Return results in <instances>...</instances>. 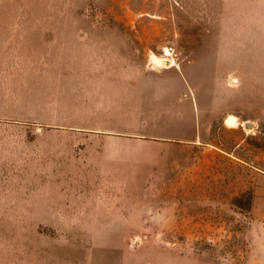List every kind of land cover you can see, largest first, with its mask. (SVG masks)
<instances>
[{"label": "rangeland", "instance_id": "374dc122", "mask_svg": "<svg viewBox=\"0 0 264 264\" xmlns=\"http://www.w3.org/2000/svg\"><path fill=\"white\" fill-rule=\"evenodd\" d=\"M132 247L264 264V0H0V264Z\"/></svg>", "mask_w": 264, "mask_h": 264}, {"label": "crops", "instance_id": "0c3cea01", "mask_svg": "<svg viewBox=\"0 0 264 264\" xmlns=\"http://www.w3.org/2000/svg\"><path fill=\"white\" fill-rule=\"evenodd\" d=\"M140 88H151L150 84L149 86L147 84H140ZM162 84L168 85V88H174L172 85V82L170 80H163ZM101 210H104L103 207L100 208ZM148 261V258H145V253L142 249L139 248H129L122 251L121 256L118 259H115L113 264H145Z\"/></svg>", "mask_w": 264, "mask_h": 264}, {"label": "built area", "instance_id": "2783aa9c", "mask_svg": "<svg viewBox=\"0 0 264 264\" xmlns=\"http://www.w3.org/2000/svg\"><path fill=\"white\" fill-rule=\"evenodd\" d=\"M175 48L171 44H165L161 47V50L159 52L160 58L163 61V65H167L169 63L170 59L174 58L175 55Z\"/></svg>", "mask_w": 264, "mask_h": 264}, {"label": "bare ground", "instance_id": "6f19581e", "mask_svg": "<svg viewBox=\"0 0 264 264\" xmlns=\"http://www.w3.org/2000/svg\"><path fill=\"white\" fill-rule=\"evenodd\" d=\"M152 61L153 63H155L156 65H161V67H167V65H163V61L160 57L157 56H152ZM171 63V65H174V61L171 58L169 61V64ZM224 123L228 126H234L236 124V119L233 115L229 114L224 118Z\"/></svg>", "mask_w": 264, "mask_h": 264}]
</instances>
